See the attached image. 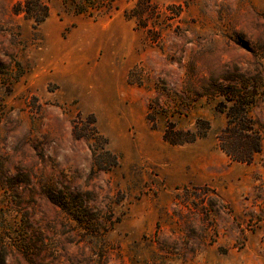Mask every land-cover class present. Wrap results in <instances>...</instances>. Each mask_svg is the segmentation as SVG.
<instances>
[{
  "label": "rangeland",
  "instance_id": "1",
  "mask_svg": "<svg viewBox=\"0 0 264 264\" xmlns=\"http://www.w3.org/2000/svg\"><path fill=\"white\" fill-rule=\"evenodd\" d=\"M257 131L264 0H0V264H264Z\"/></svg>",
  "mask_w": 264,
  "mask_h": 264
},
{
  "label": "trees",
  "instance_id": "2",
  "mask_svg": "<svg viewBox=\"0 0 264 264\" xmlns=\"http://www.w3.org/2000/svg\"><path fill=\"white\" fill-rule=\"evenodd\" d=\"M44 9L45 10L42 15L40 14V12H38L37 10H35L34 8L28 5L26 8L21 7L19 9H16L15 13L16 14L24 13L27 18L32 19L37 23H40L44 21V19L47 18L50 13L49 8L47 6H45ZM82 11H78V12L83 13L84 11L83 12ZM241 99L243 101L246 100L244 96H241ZM234 125H235L234 126L235 130L245 131L249 125V122L244 114H240L239 118H236ZM253 129L254 128H252L251 131H253ZM255 134H256L255 137H250L252 142L247 141L246 144H244L241 140H239L238 144L234 145L233 148L222 147V149L233 161L242 162V163H251L253 161L255 154L262 152L263 143H264V139L262 138L261 131H257ZM166 140L168 142L172 141L167 136H166ZM171 143H176V142L173 141ZM117 164H118V159L115 158L113 165L116 166Z\"/></svg>",
  "mask_w": 264,
  "mask_h": 264
}]
</instances>
